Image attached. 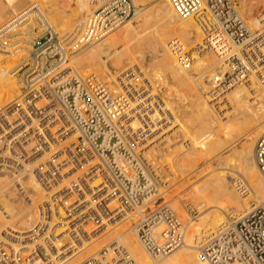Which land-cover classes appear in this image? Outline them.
<instances>
[{"label": "built area", "instance_id": "1", "mask_svg": "<svg viewBox=\"0 0 264 264\" xmlns=\"http://www.w3.org/2000/svg\"><path fill=\"white\" fill-rule=\"evenodd\" d=\"M100 2L71 41L57 31L39 2L28 4L0 24V52L18 51L21 45L25 53L12 72L20 84L19 95L0 105V176L5 177L0 182V210L6 214L2 198L9 205L18 197L32 201L24 182L32 181L30 173L35 177L33 185L44 189L33 227L23 235L8 226L0 234L15 243L21 235L40 237L46 264L61 263L65 248L78 249L103 232L107 223L111 227L118 223L108 212L135 210L149 193L140 153L142 142L120 118L114 102L120 98L135 101L148 94L155 83L139 65L133 66L118 78L123 93L113 94L98 77L82 76L74 66H67L78 51V43L99 41L138 13L133 0ZM171 2L180 17L200 22L206 35L203 48L221 52L220 64L207 77L209 87L237 85L252 76L264 87V26L249 27L239 0ZM233 47L238 52L229 54ZM157 88L159 92L163 89L161 85ZM154 105L159 106L158 102ZM254 155L264 176V134L255 144ZM97 177L103 179L104 196L98 208L91 205L99 193L94 184ZM156 189L157 184L152 193ZM115 198L118 204L111 207ZM115 219L120 222L122 218ZM42 224L45 227L40 228ZM135 227L140 242L155 257L167 256L184 239L177 215L167 216L160 234L138 223ZM34 244L38 247L40 242ZM107 249L101 252L103 258ZM199 253L211 264H264V207L214 233ZM0 259L2 264H18L21 255L12 244L1 242ZM111 260L109 264H139L134 258Z\"/></svg>", "mask_w": 264, "mask_h": 264}, {"label": "bare ground", "instance_id": "2", "mask_svg": "<svg viewBox=\"0 0 264 264\" xmlns=\"http://www.w3.org/2000/svg\"><path fill=\"white\" fill-rule=\"evenodd\" d=\"M89 1L76 0L78 10H92L89 8ZM139 1L149 0H133L135 4ZM158 3L153 10L155 18L145 8L139 9L136 14L139 16L135 20L143 21L148 28H137L134 22L128 21L99 41L86 45L78 43L75 47V51H78L71 57L72 63L82 69L78 68L80 72L87 74V71L93 70L87 76L94 75L101 79L108 93H123L118 78L135 61L139 66L141 64V71L146 72V76L155 83L148 94L135 101L120 98L114 102L120 118L129 123L142 142L140 153L143 170L148 179L145 189L149 193L143 205L135 210H128L125 214L119 211L108 212L114 222H118L112 227L101 214L105 219L104 223H107L102 229L103 232L78 249L65 248V258L61 263L55 264H84L88 261V264H109L113 257L117 261L134 258L139 264H211L200 257L202 245L220 229L226 230L228 225L242 216L262 205L264 207V176L254 155L256 141L264 134V87L254 76L237 85H225L216 89L209 87V83L204 80L214 74L221 61V52L219 49L203 48L206 35L196 18L180 17L171 0H161ZM44 6L52 9L48 5ZM57 8L50 10V13L59 12ZM75 12L65 14L61 19L50 15L51 20H56L53 23L60 21L65 24H62L66 28V31L61 28L62 35L71 38L70 41L76 37L85 22V17L82 18ZM2 14L5 15L4 12ZM151 20L159 23V28L153 32H150V28L154 25H147ZM263 21L264 17L261 20L252 17L247 23L252 29H261L264 26ZM229 46L228 50L232 45ZM21 47L18 46V51L9 49V52H0V105L8 103L20 92V84L12 73L20 64L12 68V62L5 63L1 55L7 56L15 64L20 54L24 53ZM233 52H238V48L233 47L229 54ZM104 57L113 58L112 66L116 70L110 68ZM143 61L145 64L151 62V73L147 68L144 69ZM67 66H71V62ZM163 84L167 93L161 94L157 86ZM155 102L159 106H155ZM236 160L239 162L235 163ZM38 161L30 167L34 168ZM202 161L206 166L203 169L199 165ZM214 165L219 167L214 168ZM202 174L206 177L203 184L199 183ZM193 176H201L200 181H197L201 186L195 183L197 187L186 190L187 192L184 189L183 194L174 193L181 189L180 192H183V186L188 183L184 181L185 178ZM4 178L0 176V182ZM29 178L32 181L24 182L29 187L31 202L18 197L13 205H9L2 198L6 214L0 210V230L12 226L13 230L24 235L33 227L39 211L38 200L43 196L44 189L33 185L35 177L32 173ZM102 182L100 177L94 180V184L99 187V193L91 199V205L96 208L103 196ZM157 183L165 186L160 194L152 193ZM176 183H180V186L175 187ZM189 185L188 183L187 187ZM162 197L166 200L164 206L157 212H149L154 206L153 201ZM117 204L118 199L115 198L109 205L114 207ZM173 215H177L183 225V242L171 254L155 257L140 242L138 229L132 227L131 221L135 220L143 228L148 227V230L160 234L166 227L167 216L169 218ZM118 216L122 218L120 222L115 219ZM121 222H124L123 226ZM43 227L45 224L40 228ZM94 227H98L96 223ZM23 235L15 243L0 234V243H10L20 253L18 264H46L47 256L42 252L41 238L36 236L27 239ZM37 242H40L38 247L34 244ZM33 248L36 250L33 251ZM104 248L109 251L106 258L101 255ZM1 261L0 259V264Z\"/></svg>", "mask_w": 264, "mask_h": 264}, {"label": "rangeland", "instance_id": "3", "mask_svg": "<svg viewBox=\"0 0 264 264\" xmlns=\"http://www.w3.org/2000/svg\"><path fill=\"white\" fill-rule=\"evenodd\" d=\"M46 1V2H45ZM76 0H0V9L2 8V11L5 13V15H3L2 13V11H0V24H4L6 21H4V20H7V19H9L11 16H13L14 14H15V12L16 11H20V10H22L24 7H26L28 4H30V3H32V2H39L40 4H42V6L45 8V10L47 11V13H48V15L50 16H56V18L58 17V19H61L65 14L66 15H68L69 13H71L72 11H76L75 13H79L78 15L79 16H81L82 18H84L85 17V21L87 20V18L101 5L99 2L100 1H98V0H88L89 1V8L91 9L92 8V10H89L88 12H86L87 10H85L84 12H82V10L80 11V10H78V4H77V2H75ZM159 1H161V0H149V1H147V2H136V4H138V5H136L135 4V2H134V4L137 6V8H138V10L139 9H149V10H147V11H149V13H151L154 17L153 18H155V15H154V13H153V10H155V7L159 4L158 2ZM240 2H241V5L243 6V8H244V10H243V8H242V13H243V15L245 16V18H246V20L248 21L249 20V18H252V17H257L258 19H262L263 17H264V0H239ZM67 2V3H66ZM144 3V4H143ZM257 3H259L258 5H257ZM51 6H50V5ZM70 4V5H69ZM93 4V5H92ZM244 4V5H243ZM44 5H48V6H50V8H52V9H56L57 7V9L59 10V12H57V13H59V14H57V13H50V10L52 11V9H48V8H46ZM56 5V6H55ZM245 6V7H244ZM3 7H5V8H3ZM16 7V8H15ZM65 8V9H62V8ZM6 8H7V10H6ZM13 8H15V10H13ZM73 9V10H72ZM6 10V11H5ZM64 10H66V11H64ZM64 11V12H63ZM82 12V15L80 14V12ZM2 12V13H1ZM90 12H92V13H90ZM3 16H5L4 18H2ZM51 16H50V18H51ZM139 15H136L135 17H133L132 19H128L123 25H125V24H127L128 23V21H132V23L133 24H135V26L137 27V28H140V27H147L145 24H143L144 22L143 21H139V20H135V19H137L136 17H138ZM60 17V18H59ZM53 18H55V17H53ZM53 20H55V19H53ZM53 20H51L52 22H53ZM56 21V20H55ZM54 21V22H55ZM154 20H151V22H148L147 23V25H149V27H150V25H151V27H153V25H154V27L153 28H150V32H153V31H155L156 29H157V27L159 28V23H157L156 21H154ZM59 22V23H58ZM153 23V24H152ZM155 23H157V26L155 25ZM62 24H64L63 22H62ZM62 24H61V22L60 21H57V22H55L54 23V25H55V27H58V28H56L57 29V31L59 30V33H63V31H66V28H64L63 26H62ZM84 24V23H83ZM142 24H143V26H142ZM263 24H264V21H263ZM65 25V24H64ZM65 27H67V24H66V26ZM82 27V26H81ZM61 28H62V30H61ZM148 28V27H147ZM146 28V29H147ZM145 29V28H144ZM153 29V30H152ZM147 31H149V30H147ZM194 48H197V47H194ZM22 55V56H21ZM24 55V53L23 54H20V58L18 59V61H16V63L14 64V62L13 61H11V60H9V58L7 57V56H5V55H1V57L2 58H4L3 59V61L5 62V63H7L8 61V63L10 64V62H12L11 64L13 65H11L10 64V66L13 68L14 67V65L16 66V65H19L20 63H21V61H22V58L24 57L23 56ZM1 58V59H2ZM6 58H8V59H6ZM144 58H146V57H144ZM143 58V59H144ZM106 59V61H107V64L110 66V68L111 69H113V70H116V69H114V67L112 66V61H113V58H109V57H104V60ZM144 60H146V59H144ZM151 61V60H150ZM73 61H71V65L72 66H74L75 64H73L72 63ZM7 63V64H8ZM138 62L137 61H135V62H133V64H132V66L131 67H133V66H137L138 64H137ZM151 62H149L148 64L146 63L145 64V61H143V64H145V66H143L144 67V69L145 68H147L148 70L147 71H149V73H151L152 71L150 70V66H151V64H150ZM139 64H140V62H139ZM150 65V66H149ZM76 66V67H75ZM74 67L76 68V70L82 75V76H87V74H89V73H92L93 72V70H92V72H89V71H91V70H89V71H87V74H86V72H80V67L79 66H77V65H75ZM140 68H141V64H140V66H139ZM78 68H80V69H78ZM130 68V67H129ZM127 69H128V67H127ZM82 70V69H81ZM122 72V71H121ZM118 74H120V71L118 72ZM118 74H116L115 73V75L117 76ZM118 78V77H117ZM205 82H206V78H205V80H204ZM161 87H163V89H161V94H163V93H167V91H166V88H164V84L163 85H161ZM202 91V90H201ZM173 120V119H172ZM260 137V136H259ZM258 137V138H259ZM258 140V139H257ZM257 142V141H256ZM239 161L238 160H236L235 161V163H238ZM202 168L201 169H203L204 167H206L205 166V164H204V162L202 161V162H200V164H199ZM217 167H219V166H217V165H214V168H217ZM202 176H203V174H202ZM201 176H199L198 178H196L195 176H193L192 178L191 177H189V178H185V182H188L190 185H189V187H187L188 186V183H186L184 186H186V187H184L183 186V192H180V191H182V189L181 190H178L177 192H174V193H180V194H183L186 190L187 191H189V190H191V189H193V188H195V187H197V185L198 186H201V184H203V182H204V180L206 179V177H205V175L201 178ZM205 178V179H204ZM179 179H180V177H179ZM192 181H191V180ZM193 179H195V180H193ZM202 181H200V180ZM203 179V180H202ZM188 180V181H187ZM189 181H191V182H193V184H195V186L191 183V182H189ZM197 181H200L199 183H201V184H198V182ZM178 184V185H177ZM194 186H192V185ZM178 186H180V183H176V186L175 187H178ZM164 187L165 186H163V184H160V183H157V190L154 192V193H157V194H160V191L162 192L163 191V189H164ZM161 188V189H160ZM188 188V189H187ZM159 189V190H158ZM184 189H185V191H184ZM186 191V192H187ZM172 194V195H174V198H175V194ZM176 199V198H175ZM166 200L162 197V198H159L157 201H153V204H154V206H153V208L151 209H149V212H157L158 210H160L164 205L163 204H165L164 202H165ZM254 202V201H253ZM189 204H191V203H189ZM192 205V204H191ZM149 206V205H148ZM160 206H162V207H160ZM263 206V205H262ZM194 213H195V211H194ZM195 215V214H194ZM194 215H191L192 217H194ZM133 224H131L132 225V227H135V225H136V223H135V220H132L131 221ZM123 223V224H122ZM121 224H122V226L124 225V222H121ZM121 224L120 225H118L119 227L121 226ZM134 225V226H133ZM105 239V238H104ZM104 239L102 240V242L104 241ZM115 243H113L112 245H114ZM180 248V247H179ZM179 248H177V249H179ZM109 252V251H108ZM107 252V253H108ZM171 254V253H170ZM102 255V254H101ZM169 255V254H168ZM106 258V257H105Z\"/></svg>", "mask_w": 264, "mask_h": 264}]
</instances>
